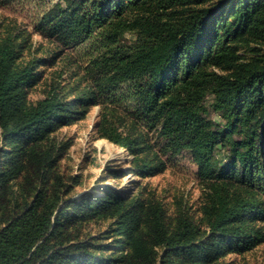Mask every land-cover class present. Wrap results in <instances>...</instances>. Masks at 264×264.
<instances>
[{"label":"trees","instance_id":"obj_1","mask_svg":"<svg viewBox=\"0 0 264 264\" xmlns=\"http://www.w3.org/2000/svg\"><path fill=\"white\" fill-rule=\"evenodd\" d=\"M37 29L64 47L91 43L98 52L90 62L96 86L104 93L127 87L139 118L158 127L172 151L191 154L208 191V232L201 237V227L186 220L173 232L164 224L154 233L146 226L150 235L157 233V245L167 248L164 255L214 263L224 250L264 242V234L250 228L251 220L264 222V0H59ZM126 34L134 36L129 43L123 42ZM20 37L0 38V140L9 146L0 160V264H101L97 253L104 247L74 242L66 228L70 220L98 211L118 217L117 242L131 250L124 254L120 248L122 254L104 264L124 258L127 264H155L156 245L133 231L147 233L136 212L138 198L125 204L126 195L113 188L100 198L73 200L67 208L75 215L67 208L55 214L54 203L41 191L23 211H5L29 147L83 116L86 103L98 104L93 90L70 102L52 91L27 105L25 94L41 77L44 60L21 63ZM243 46L253 52L245 59L239 55ZM208 95L224 123L207 118ZM94 130L127 148L143 177L149 173L151 165L137 161V138L118 116L102 110Z\"/></svg>","mask_w":264,"mask_h":264},{"label":"rangeland","instance_id":"obj_2","mask_svg":"<svg viewBox=\"0 0 264 264\" xmlns=\"http://www.w3.org/2000/svg\"><path fill=\"white\" fill-rule=\"evenodd\" d=\"M58 1L16 0L0 4V38L8 34L22 36L21 63L33 58L44 60L40 65L42 75L27 90L24 101L34 106L54 91L70 102L94 90L98 104L91 107L86 103L83 116L74 117L69 125L55 129L45 139L29 147L30 152L24 157V171L12 183L15 193L10 192L5 211L12 215L23 211L41 191L54 203L55 214H59L75 199L83 202L85 195L89 199L93 196L100 198L113 188L126 195L125 204L138 198L136 212L141 215L143 228L148 234L142 230L133 231L136 235L142 232L151 247L156 245L155 264H264V242L243 251L224 250L214 263L190 262L176 253L164 255L167 248L157 245V233L150 235L146 226L152 225L154 233L157 224H164L165 230L173 232L186 220L200 226L201 237L204 236L208 232L204 213L208 202L207 188L198 177V167L191 154L172 151L167 140L159 135V128H152L139 118L138 107L129 98L127 87L104 93L100 86H96L97 73H91L90 62L98 52L92 49L91 43L64 47L37 29L44 13ZM133 38L132 34H126L123 42L129 43ZM252 54L251 48L239 47L242 59ZM213 104L214 96L208 95L205 99L207 118L224 123ZM102 110L112 118L118 116L124 129L137 138L141 151L138 163L151 165V170L144 177L139 173L138 165L130 163L134 157L127 148L97 136L94 127ZM8 148L0 140V160ZM223 151L219 150L221 156ZM67 210L72 215L77 213L71 207ZM117 223L118 217L109 215V211H98L84 220H70L66 228L72 241L87 242L92 249L104 247L97 253L103 257L101 264H104L106 258L120 256V248H124L121 247L123 242L120 245L117 242ZM250 228L264 234V222L261 220H251ZM130 252L126 246L124 254ZM106 262L114 264L111 260ZM115 264H127V261L124 258Z\"/></svg>","mask_w":264,"mask_h":264}]
</instances>
